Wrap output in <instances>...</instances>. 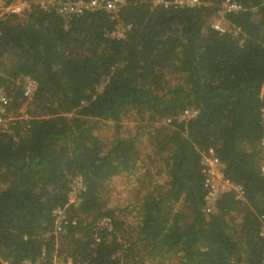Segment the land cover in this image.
Returning <instances> with one entry per match:
<instances>
[{
  "label": "trees",
  "instance_id": "16d2710c",
  "mask_svg": "<svg viewBox=\"0 0 264 264\" xmlns=\"http://www.w3.org/2000/svg\"><path fill=\"white\" fill-rule=\"evenodd\" d=\"M167 1L84 14L31 3L0 17V87L13 107L23 103L18 77L39 82L29 120L0 130V264H46L45 249L82 264H164L175 251L177 264L264 259V0H232L242 5L226 14L237 34L211 26L223 0ZM118 22L131 25L110 36ZM130 110L139 122L124 131ZM142 133L152 150L139 161ZM210 147L243 191L220 192L207 211ZM140 167L160 182L136 206L135 232L134 210L110 206L106 189ZM75 174L87 191L57 233L54 209Z\"/></svg>",
  "mask_w": 264,
  "mask_h": 264
},
{
  "label": "built area",
  "instance_id": "2783aa9c",
  "mask_svg": "<svg viewBox=\"0 0 264 264\" xmlns=\"http://www.w3.org/2000/svg\"><path fill=\"white\" fill-rule=\"evenodd\" d=\"M155 3L164 1L168 4L167 0H154ZM180 3H186L189 5L202 3L204 0H179ZM176 1V2H179ZM31 3H35L43 9H48L54 5L63 14L79 13L84 14L87 12H94L98 10L108 11L110 13L119 10L126 0H0V17L12 13H22L26 8L30 7ZM55 7V8H56ZM242 5L236 1L223 0L218 11L217 16L212 20L211 26L218 31H232L238 33V28L232 29L227 23L226 14L231 11L240 10ZM131 24H125L118 22L115 27L109 31V35L113 37H121L124 35V31ZM17 83L20 84L22 89L23 103L15 108L12 105V96L6 90L5 87H0V130L13 132L14 127L24 120H29L31 115L28 108L31 105L35 93L38 89L39 82L32 75L20 76L17 79ZM193 109L186 110V114L195 113ZM264 122V112H263ZM262 144L264 145V136L262 138ZM203 164L205 165V172L207 174L206 186L209 189L207 199L208 207L207 211H211L214 208L217 198L220 192L228 189H236L239 193H242V185L231 181L229 177H225L222 172V164L218 156L215 155V151L210 147L209 152L204 154ZM262 170L264 171V164H262ZM87 191V186L84 183L82 175H73L69 182L67 191V202L63 206H57L54 209V213L57 217L56 232L59 233L63 230V226L68 222L67 209L71 205L79 206L83 200V194ZM101 225L113 229V221L109 216H103L99 222ZM260 235L264 237V215L261 220ZM99 240V238H98ZM128 244V243H127ZM42 260L46 261V264H82L81 260L61 255L58 250L49 251L45 249L42 252ZM38 262V261H37ZM3 264H13L10 261L4 260ZM22 264H35L31 260H24ZM240 264H245L240 263ZM252 264H264V259L260 263Z\"/></svg>",
  "mask_w": 264,
  "mask_h": 264
},
{
  "label": "rangeland",
  "instance_id": "374dc122",
  "mask_svg": "<svg viewBox=\"0 0 264 264\" xmlns=\"http://www.w3.org/2000/svg\"><path fill=\"white\" fill-rule=\"evenodd\" d=\"M110 127H102L99 132L103 135L105 139H108L114 132L115 129L112 127V121L109 120ZM124 127L122 128L124 131L131 130L134 125L139 122L138 114L134 111H128L123 119ZM139 156L138 160L144 158L145 154L148 151L152 150V145L148 140V133H142L139 137L138 141ZM147 169L145 167H140L137 170H133L127 173H123L118 176L111 185L106 189V194L108 195L109 205L112 207H116L119 212L123 211L127 213L126 218L130 227L126 229H131L134 227L135 232L137 231V223L139 221L138 213L135 211L137 209V205L139 201L146 191H150L152 189L156 190L155 187L160 182V177L158 175L149 176L146 178L145 173ZM145 178V179H144ZM146 185V188L144 187ZM156 190L155 192H158ZM130 208V209H129ZM179 261V254L175 251L167 260H165L164 264H177Z\"/></svg>",
  "mask_w": 264,
  "mask_h": 264
}]
</instances>
